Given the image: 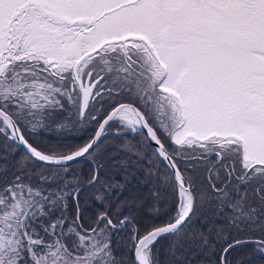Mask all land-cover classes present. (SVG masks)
Segmentation results:
<instances>
[{"label": "snow or ice", "instance_id": "snow-or-ice-1", "mask_svg": "<svg viewBox=\"0 0 264 264\" xmlns=\"http://www.w3.org/2000/svg\"><path fill=\"white\" fill-rule=\"evenodd\" d=\"M0 264H264V0H0Z\"/></svg>", "mask_w": 264, "mask_h": 264}, {"label": "trees", "instance_id": "trees-1", "mask_svg": "<svg viewBox=\"0 0 264 264\" xmlns=\"http://www.w3.org/2000/svg\"><path fill=\"white\" fill-rule=\"evenodd\" d=\"M132 137L129 136V139H131ZM54 139V137H53ZM92 164L89 160L85 159L83 161H81L78 164H73L72 168L77 170L78 174L83 178L87 176L88 171L91 169ZM139 179H134L132 181V184L129 186L130 189L135 192L137 190L139 191H145L147 189V187L149 185L143 183V176L142 174H137ZM98 195V193L95 192L94 189L92 188H88L86 189L81 196V207H84L85 202H87L90 212L91 211H96V212H100L102 210L103 205L101 204L100 201H95L94 197Z\"/></svg>", "mask_w": 264, "mask_h": 264}]
</instances>
